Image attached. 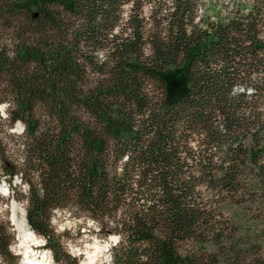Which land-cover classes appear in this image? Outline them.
<instances>
[{"label": "trees", "instance_id": "16d2710c", "mask_svg": "<svg viewBox=\"0 0 264 264\" xmlns=\"http://www.w3.org/2000/svg\"><path fill=\"white\" fill-rule=\"evenodd\" d=\"M200 7L0 0V103L22 124L0 129V180L55 263L77 264L51 222L71 209L118 236L111 264H264V0ZM13 242L0 216V264Z\"/></svg>", "mask_w": 264, "mask_h": 264}, {"label": "rangeland", "instance_id": "374dc122", "mask_svg": "<svg viewBox=\"0 0 264 264\" xmlns=\"http://www.w3.org/2000/svg\"><path fill=\"white\" fill-rule=\"evenodd\" d=\"M227 1L202 0L203 7H200L199 13L204 12L205 15L212 16L225 15L227 13ZM164 75L170 91L180 90L183 85L182 68L170 66L165 70ZM6 117V103H0V129H7L12 134H19L22 130V124L18 122L8 127ZM12 183L24 189L18 176H14ZM8 190L7 184L3 180H0V216L8 220L10 229L14 234V242L11 243L10 250L18 256V264H28L27 258L23 254L24 250L20 249L19 232L12 220L14 211H16L19 220L25 219L24 203L10 197ZM75 215L76 213L71 209L69 211L56 209L52 212L51 222L57 232L62 234L61 240L64 250L77 259V264H82L83 261L88 259L90 253L92 254L97 250L99 251V257L95 264H111L109 246L118 240V236L116 234L110 235L109 239H113L112 236L116 237L113 241L103 239L94 233L95 222L91 219ZM37 236L42 239V242H40V245H34V250L40 256L41 252L47 249L43 247L45 239L40 235ZM51 264L60 263H55L51 260Z\"/></svg>", "mask_w": 264, "mask_h": 264}, {"label": "bare ground", "instance_id": "6f19581e", "mask_svg": "<svg viewBox=\"0 0 264 264\" xmlns=\"http://www.w3.org/2000/svg\"><path fill=\"white\" fill-rule=\"evenodd\" d=\"M12 220L16 225V228L19 232L20 238V249H23V254L27 258L28 264H51L50 263V254L47 250L41 252L40 256H38V252H35L34 245H40L42 239L39 238L33 231L28 228L25 219L19 220L14 211ZM115 239V236H112ZM99 257V251H95L94 253H90L88 255V259L83 261L82 264H95L96 260Z\"/></svg>", "mask_w": 264, "mask_h": 264}]
</instances>
